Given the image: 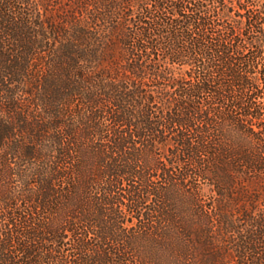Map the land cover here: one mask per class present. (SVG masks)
I'll return each instance as SVG.
<instances>
[{"label": "trees", "instance_id": "trees-1", "mask_svg": "<svg viewBox=\"0 0 264 264\" xmlns=\"http://www.w3.org/2000/svg\"><path fill=\"white\" fill-rule=\"evenodd\" d=\"M0 264H264V0H0Z\"/></svg>", "mask_w": 264, "mask_h": 264}]
</instances>
